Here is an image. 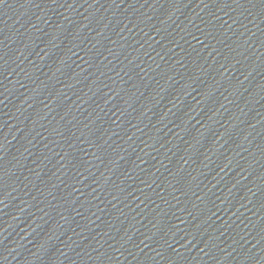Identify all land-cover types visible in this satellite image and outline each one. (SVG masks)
<instances>
[{
	"label": "water",
	"instance_id": "water-1",
	"mask_svg": "<svg viewBox=\"0 0 264 264\" xmlns=\"http://www.w3.org/2000/svg\"><path fill=\"white\" fill-rule=\"evenodd\" d=\"M25 264H264V0H102Z\"/></svg>",
	"mask_w": 264,
	"mask_h": 264
}]
</instances>
